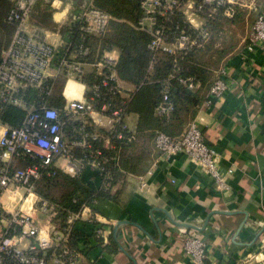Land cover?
Wrapping results in <instances>:
<instances>
[{
    "label": "built area",
    "instance_id": "built-area-1",
    "mask_svg": "<svg viewBox=\"0 0 264 264\" xmlns=\"http://www.w3.org/2000/svg\"><path fill=\"white\" fill-rule=\"evenodd\" d=\"M38 2L39 0H11L12 5L5 21L12 26L13 32L6 47L0 51V127L6 129L0 138V156L5 152L9 153L7 161L0 159V264L77 262L80 251L69 244L73 222L84 212H87L89 220L93 219L92 206L96 207L101 199L95 197L86 201L79 211L68 213L63 221L58 217L56 209L50 213L49 204L35 193L36 184L44 176L54 177L53 168L72 177H79L86 167H91L101 180L106 171L107 159L100 150L93 147L92 142L103 140L104 146L109 147V138L95 131H86L93 124L89 117L96 113L110 118L112 126L109 130L121 121V109L118 106L106 101H102L99 107L95 105L102 96L117 95L122 98L121 80L115 69L117 56L112 50H107L91 60L88 58L90 47L85 43L90 37L103 35L111 17L97 8L93 0H69L66 3L68 16L66 14L65 19L56 21L57 27L53 34L57 40L49 42L42 38V30L33 24L31 18ZM189 2L191 8H187ZM233 4L230 0H140L142 16L138 27L150 34L147 48L153 55L152 61L161 53L175 55L193 50L208 38L205 25L216 16L220 8H223L222 14L227 19L234 16ZM176 14L183 16V22L188 23L198 37L185 31H180L173 40L166 37L163 32L165 24ZM188 15L197 18V21L200 19L198 27L192 25ZM246 43L249 50L258 46L264 51V11L252 23ZM88 75L97 78V81L86 85L83 99L67 100L62 92L65 99L63 109L51 106L49 100L59 77L65 83L83 82V78ZM226 75V69L219 65L214 71L205 106L224 97L228 90ZM179 81L189 89L196 88L191 78ZM8 108L23 112L17 125L3 120ZM171 110L168 87L165 85L155 114L164 116ZM49 113L53 115L49 117ZM66 122L78 126L72 130V137L65 132ZM117 138H121V135ZM153 145L158 154L151 167L161 159L169 160L183 155L209 179L214 192L228 190L227 179L231 170L227 173L222 171L216 150L207 143L196 120H192L177 138L156 131ZM76 148L82 149V157L74 156ZM58 159L67 161L64 168L56 166ZM151 167L146 172L147 176L152 173ZM67 168H71L72 172L68 173L65 170ZM140 184L144 185L143 182ZM104 187L106 189L108 184ZM9 188L25 189L19 202H16L13 213L7 212L2 202V197ZM29 192L38 197L32 205L33 211H39L38 214L46 217V221L50 223L46 239L40 238L41 228L44 227L41 219L37 215L33 218L21 211ZM25 225L29 228L28 232L23 231ZM105 234L100 225L94 230L95 238L101 241L105 240ZM178 236L186 259L191 264H204L207 257L205 240L184 229H179ZM14 238V243H6Z\"/></svg>",
    "mask_w": 264,
    "mask_h": 264
},
{
    "label": "crops",
    "instance_id": "crops-1",
    "mask_svg": "<svg viewBox=\"0 0 264 264\" xmlns=\"http://www.w3.org/2000/svg\"><path fill=\"white\" fill-rule=\"evenodd\" d=\"M230 1L234 3L235 16L225 23L217 43L224 53L220 66L226 69L228 90L221 100L205 106L213 75L209 87L202 92L204 100L194 118L207 143L216 150L222 171L231 170L228 190L214 192L209 179L183 155L161 159L153 167L151 164V175H146L149 167L142 176H125L122 183L110 189L111 195L119 194V204L100 200L93 209V219L89 220L84 212L75 220L79 222L76 225L79 229L81 223H96L106 233L105 240L100 243L94 237L88 238L86 246L80 242V257L75 264H191L180 246V228L171 223L168 215L176 222L191 223L199 228L207 220L201 232L188 230L206 242L204 264H257L248 257L264 252V230H261L264 225V51L258 46L249 50L246 38L255 18L264 11V0ZM59 3L56 8L52 0H39L31 14L33 24L42 14L50 15L49 27L35 23L42 30V38L49 42L57 40L53 34L56 21H62L67 14L59 20L54 19L65 9ZM112 53L118 56L117 51L112 50ZM71 82L81 86L79 99H73H83L84 81ZM68 85L64 84L62 92L70 100ZM120 87L124 99L135 90L132 84L123 81ZM89 119L94 126L106 131L112 126L111 119L106 116L93 113ZM124 120L127 127H134V116L128 115ZM76 150L81 156L82 149ZM79 180L93 189L101 187V180L91 167L82 171ZM2 202H6L5 195ZM34 213L43 226H49L46 217ZM119 220L130 224L117 230L116 240L120 247L110 251L109 235L113 236V225Z\"/></svg>",
    "mask_w": 264,
    "mask_h": 264
},
{
    "label": "trees",
    "instance_id": "trees-1",
    "mask_svg": "<svg viewBox=\"0 0 264 264\" xmlns=\"http://www.w3.org/2000/svg\"><path fill=\"white\" fill-rule=\"evenodd\" d=\"M139 2L140 0H93V4L111 18L103 35L90 37L85 42L91 51L88 58L91 60L98 58L107 50L117 51L115 66L117 76L121 81L132 84L135 90L126 99L117 95L97 99L96 107H99L102 101H106L121 109V121L113 129L106 131L93 124L86 128L88 132L95 131L109 138V147L104 146L103 140L92 142L93 147L100 150L107 159L100 188L93 189L83 185L79 177H72L56 168L52 169L55 171L54 177L44 176L37 182L36 187L40 186L42 189L35 188L36 194L41 200L53 205L58 217L63 221L66 220L68 213L79 211L83 203L95 197L119 204V194L111 195V187L122 183L125 176L145 174L158 154L153 145L156 131L176 138L182 134L202 105L204 100L202 92L209 87L214 69L222 63L224 53L218 48L217 43L224 32L223 26L233 20L235 13L232 18L227 19L222 14L223 8H220L216 16L205 25L208 32L205 41L191 51L175 55L161 53L152 61L153 55L147 48L151 39L150 34L138 27V21L142 16ZM11 5L10 0H0V51L6 47L13 32L12 26L5 21ZM35 23L38 26L49 27L50 15L42 14L34 21ZM180 31L198 37L197 32L191 29L188 23L183 22V16L176 14L166 22L163 32L169 40H173ZM190 78L197 86L195 89H189L179 81ZM83 81L90 85L95 83L97 78L88 75ZM64 84L65 80L59 77L49 100L51 106L59 110H62L65 104L61 95ZM165 85L168 87V100L172 110L167 115L157 116L155 109L162 100ZM128 115L136 118L134 127H127L124 119ZM22 117L23 112L20 110L8 108L3 120L11 125H17ZM76 127L78 126L69 122L65 123L64 129L69 137L74 135L72 130ZM118 135H121V138H117ZM78 152L76 149L73 151L77 158L80 156ZM105 184H108L106 189ZM49 189L56 191L54 196L53 193H49ZM78 223L72 225L69 241L70 246L77 250L80 242L86 246L89 237L95 238L94 230L98 226L96 223H81L79 229L76 227ZM88 227L90 228L87 231L84 230ZM96 241L100 243L101 240L96 238ZM109 244L110 251H116L120 247L111 233Z\"/></svg>",
    "mask_w": 264,
    "mask_h": 264
},
{
    "label": "clouds",
    "instance_id": "clouds-1",
    "mask_svg": "<svg viewBox=\"0 0 264 264\" xmlns=\"http://www.w3.org/2000/svg\"><path fill=\"white\" fill-rule=\"evenodd\" d=\"M60 6L59 0H53V7L58 8ZM191 2H189L187 4V8H191ZM68 11V7H65L64 12H61L57 15L54 16V19L59 20L61 19V17L64 16V14ZM188 20L192 23L193 26L198 27L199 23L197 21V18H194L192 15H188ZM77 99H79V97H76ZM53 114L49 113L48 116L51 117ZM6 132V129L3 127H0V138L3 137L4 133ZM41 144H43V142H41ZM9 158V153L5 152L3 153L2 156H0V159H3L4 161H7ZM67 163L66 160H60L57 162L58 166L61 168L65 167V164ZM68 173L72 172L71 168H67L65 169ZM25 191V189L23 188H18V189H12L9 188V190L5 193V210L9 213H13L14 212V208H15V203L19 202L20 198L22 197L23 192ZM38 199V197L34 194L29 192L27 198L24 200L23 203V207L21 208V211L28 215V216H33V218L35 217V213L33 211L32 205L33 203ZM9 202L11 203V206L9 205ZM48 227L47 225H45L44 227L41 228L40 231V238L41 239H46V233L48 231ZM24 232H28L29 228L27 225L24 226L23 229ZM15 242V238L12 241H6V243H14ZM249 260H255L257 262V264H259V262L264 261V252L260 253L259 255L256 256H252L251 254L248 257Z\"/></svg>",
    "mask_w": 264,
    "mask_h": 264
},
{
    "label": "water",
    "instance_id": "water-1",
    "mask_svg": "<svg viewBox=\"0 0 264 264\" xmlns=\"http://www.w3.org/2000/svg\"><path fill=\"white\" fill-rule=\"evenodd\" d=\"M220 213L222 214H227L226 212L224 211H219ZM168 219L171 221V223L175 226V227H178L180 229H184V230H193V231H197V232H201L204 227L206 226V223H207V220L204 224L203 227L199 228L191 223H179V222H176L175 220H173L169 215H168ZM245 223V220L242 221L239 225V229L238 231L241 229V227L244 225ZM126 224H130L129 221H124V220H119L117 221L114 225H113V228H112V234H113V237L116 238V234H117V230L123 226V225H126ZM262 231L264 230V225L261 229Z\"/></svg>",
    "mask_w": 264,
    "mask_h": 264
},
{
    "label": "rangeland",
    "instance_id": "rangeland-1",
    "mask_svg": "<svg viewBox=\"0 0 264 264\" xmlns=\"http://www.w3.org/2000/svg\"><path fill=\"white\" fill-rule=\"evenodd\" d=\"M61 1V3L63 4V6H64V8L66 7V3L67 2H69V0H60ZM68 12H67V16H68ZM57 27V26H56ZM217 68H215L214 69V71L216 70ZM68 90H67V94H68V97L70 98V99H73V98H76L77 96L79 97V90H80V88H81V86L79 85V84H77V83H74V82H71V81H69L68 82ZM37 188H40V186L38 187H36V189ZM35 189V190H36ZM40 189H42V188H40ZM43 190H45V189H43ZM49 191V193L51 194V193H53V196L55 195L54 194V192H56L55 190H53V189H49L48 190ZM36 193V192H35ZM39 197V196H38ZM50 206V213L51 212H54L55 211V207L53 206V205H49ZM38 213H40V212H38Z\"/></svg>",
    "mask_w": 264,
    "mask_h": 264
}]
</instances>
